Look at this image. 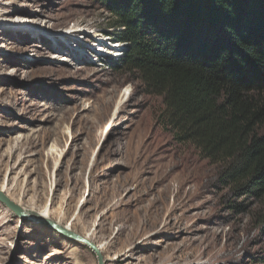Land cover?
<instances>
[{
    "label": "rangeland",
    "instance_id": "rangeland-1",
    "mask_svg": "<svg viewBox=\"0 0 264 264\" xmlns=\"http://www.w3.org/2000/svg\"><path fill=\"white\" fill-rule=\"evenodd\" d=\"M111 24L99 0H0L6 196L91 235L105 264H264L257 202L219 182L223 163L173 140L162 98L120 65ZM0 264L97 259L0 203Z\"/></svg>",
    "mask_w": 264,
    "mask_h": 264
},
{
    "label": "trees",
    "instance_id": "trees-1",
    "mask_svg": "<svg viewBox=\"0 0 264 264\" xmlns=\"http://www.w3.org/2000/svg\"><path fill=\"white\" fill-rule=\"evenodd\" d=\"M99 1L173 140L223 163L219 182L257 202L264 229V0Z\"/></svg>",
    "mask_w": 264,
    "mask_h": 264
},
{
    "label": "water",
    "instance_id": "water-1",
    "mask_svg": "<svg viewBox=\"0 0 264 264\" xmlns=\"http://www.w3.org/2000/svg\"><path fill=\"white\" fill-rule=\"evenodd\" d=\"M0 203L3 204L11 213H13L20 221H26L37 224L43 228L50 230L59 236L66 238L70 241L76 242L86 248H88L96 257L97 264H105L104 258L99 249L90 243L88 240L81 236L67 230L66 228L56 224L55 222L42 218L36 214L26 213L15 202L10 200L3 192L0 191Z\"/></svg>",
    "mask_w": 264,
    "mask_h": 264
},
{
    "label": "bare ground",
    "instance_id": "bare-ground-1",
    "mask_svg": "<svg viewBox=\"0 0 264 264\" xmlns=\"http://www.w3.org/2000/svg\"><path fill=\"white\" fill-rule=\"evenodd\" d=\"M23 20V19H22ZM28 21L27 20H23V21H19L16 25H12L15 29H20V28H25L27 27V23ZM30 23V22H29ZM17 32V31H16ZM84 32V31H83ZM0 191L3 192L5 195L8 196V184H4V183H0ZM17 205H19L22 210L26 213H32V214H36L42 218H50V209L47 207V206H44L43 209L39 212V213H34L32 212L31 210L29 209H26L25 207H23L17 200H13ZM56 223V222H55ZM56 224H59V223H56ZM64 228H66L67 230L71 231V226L70 225H67L65 226ZM72 232V231H71ZM82 238L88 240L90 243H92L93 245L94 244V241L91 237V235H84V236H81ZM78 244V243H77ZM96 246V245H95ZM97 247V246H96ZM99 249V251L101 252L102 251V248L101 247H97ZM119 259H117L118 261Z\"/></svg>",
    "mask_w": 264,
    "mask_h": 264
}]
</instances>
